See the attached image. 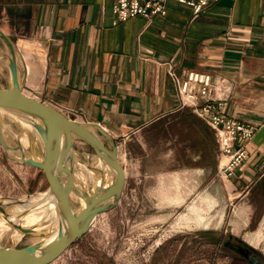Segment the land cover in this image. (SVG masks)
Returning <instances> with one entry per match:
<instances>
[{"label": "crops", "instance_id": "obj_1", "mask_svg": "<svg viewBox=\"0 0 264 264\" xmlns=\"http://www.w3.org/2000/svg\"><path fill=\"white\" fill-rule=\"evenodd\" d=\"M112 5L0 0V30L25 65L23 93L104 128L124 174L174 178L180 205L189 184L198 201L186 223L204 220L207 228L218 207L239 234L253 209L249 190L264 175V0H219L197 16L170 2L164 16L117 24ZM189 71L223 80L222 113L255 127L246 161L226 183L216 177L213 130L180 108L174 78ZM0 153L7 158L1 145Z\"/></svg>", "mask_w": 264, "mask_h": 264}, {"label": "water", "instance_id": "obj_2", "mask_svg": "<svg viewBox=\"0 0 264 264\" xmlns=\"http://www.w3.org/2000/svg\"><path fill=\"white\" fill-rule=\"evenodd\" d=\"M0 42L4 49L0 51V64L7 68L9 76L8 86L0 87V145L12 162L36 168L47 178V188L37 200L31 201L29 196L22 200L0 196V221L14 232L36 239L23 247L0 245V264H41L82 237L97 215L115 208L124 185V171L117 158L116 140L104 128L68 118L54 107L23 93L24 62L1 30ZM3 113L31 129L37 136L39 148L29 132L30 144L24 146L15 128L4 121ZM75 142L91 150L86 155L87 166L95 172L90 190L75 180ZM71 194L80 199L76 210L70 204ZM45 207L50 211L33 224L22 222L28 214ZM45 225L54 229L43 230Z\"/></svg>", "mask_w": 264, "mask_h": 264}, {"label": "rangeland", "instance_id": "obj_3", "mask_svg": "<svg viewBox=\"0 0 264 264\" xmlns=\"http://www.w3.org/2000/svg\"><path fill=\"white\" fill-rule=\"evenodd\" d=\"M3 50L0 42V51ZM8 78L6 67L0 64L1 88L8 86ZM2 115L4 121L15 128L26 147L30 144L29 132L39 148L37 136L31 129L8 113ZM74 150L75 180L90 190L95 182V172L87 166L86 155L91 150L81 142L74 143ZM0 156V196L20 200L26 196H29V200L39 198L47 188L45 174L36 168L15 164L2 154ZM164 177L124 174L122 193L115 208L97 215L82 237L55 258L41 264H206L205 261L198 263L196 260L211 253L216 254L211 264H225L226 260L219 256L225 252L223 238L231 229L220 217L222 210L211 208L209 215L213 216V220L207 228L204 220L186 223L187 219H194V213H197L192 205L198 201L195 197L198 192L192 191L191 194V186L187 184L189 190L183 191L184 200L180 205L176 201V193L179 192L175 190L174 178L165 180ZM212 179L210 176L208 182ZM214 181L217 182L216 177ZM70 204L76 210L80 199L71 194ZM42 214L41 210L35 211L24 217L22 222L35 216L39 219ZM4 226L0 222L1 246L13 244L23 247L36 240ZM47 228L54 229V226L42 227L43 230ZM232 232L238 235V231Z\"/></svg>", "mask_w": 264, "mask_h": 264}, {"label": "built area", "instance_id": "obj_4", "mask_svg": "<svg viewBox=\"0 0 264 264\" xmlns=\"http://www.w3.org/2000/svg\"><path fill=\"white\" fill-rule=\"evenodd\" d=\"M219 0H113V24L130 18L150 19L164 16L170 2L186 6L197 16L210 4ZM180 108H189L214 132L217 146L216 177L226 183L246 161V143L254 134L255 127L226 117L220 107L228 93L223 80L210 75L189 71L183 80L174 78ZM264 125V120L262 121Z\"/></svg>", "mask_w": 264, "mask_h": 264}, {"label": "flooded vegetation", "instance_id": "obj_5", "mask_svg": "<svg viewBox=\"0 0 264 264\" xmlns=\"http://www.w3.org/2000/svg\"><path fill=\"white\" fill-rule=\"evenodd\" d=\"M249 201L252 203V213L247 225L238 235L225 234L223 238V256L225 264H264V175L249 190ZM216 257L211 253L198 263L205 261L211 264Z\"/></svg>", "mask_w": 264, "mask_h": 264}, {"label": "bare ground", "instance_id": "obj_6", "mask_svg": "<svg viewBox=\"0 0 264 264\" xmlns=\"http://www.w3.org/2000/svg\"><path fill=\"white\" fill-rule=\"evenodd\" d=\"M25 146V145H24ZM90 170V169H89ZM80 180H81V178H80ZM81 182V181H80ZM37 199H39V198H37ZM37 199H33V200H31V201H34V200H37ZM42 212H43V214L42 215H44V213H46V211L48 210V211H50L49 210V207L47 208V207H45V208H41L40 209ZM37 211H39V210H37ZM34 213V212H33ZM32 214V213H31ZM40 214V213H39ZM41 215V216H42ZM36 220H38V217L37 216H35V217H31V218H29V219H25V221H23V223L24 224H26V225H29V224H33ZM1 222V221H0ZM4 228L5 229H7L8 227H6V226H4ZM16 234V233H15ZM12 240V239H11Z\"/></svg>", "mask_w": 264, "mask_h": 264}]
</instances>
